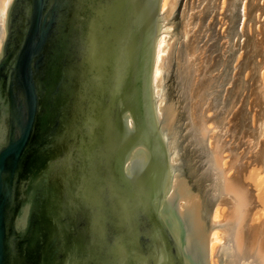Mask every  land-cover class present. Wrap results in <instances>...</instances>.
I'll list each match as a JSON object with an SVG mask.
<instances>
[{
    "label": "water",
    "instance_id": "95a60500",
    "mask_svg": "<svg viewBox=\"0 0 264 264\" xmlns=\"http://www.w3.org/2000/svg\"><path fill=\"white\" fill-rule=\"evenodd\" d=\"M161 5L9 0L0 264H264L216 147L175 101L191 100L187 68L174 62L154 91L162 28L172 35ZM158 101L175 109L168 129Z\"/></svg>",
    "mask_w": 264,
    "mask_h": 264
},
{
    "label": "rangeland",
    "instance_id": "374dc122",
    "mask_svg": "<svg viewBox=\"0 0 264 264\" xmlns=\"http://www.w3.org/2000/svg\"><path fill=\"white\" fill-rule=\"evenodd\" d=\"M6 1L0 0V15ZM168 3L162 19L172 35L162 28L159 39L168 41L156 93L160 79L168 88L174 62L175 70L187 68L191 100L177 96L179 111H189L199 121L207 145L216 147L219 166L228 170L226 176L232 172L227 164L240 172L250 193L244 208L264 240V0ZM158 103L171 108V127L175 109Z\"/></svg>",
    "mask_w": 264,
    "mask_h": 264
},
{
    "label": "bare ground",
    "instance_id": "6f19581e",
    "mask_svg": "<svg viewBox=\"0 0 264 264\" xmlns=\"http://www.w3.org/2000/svg\"><path fill=\"white\" fill-rule=\"evenodd\" d=\"M169 1L170 0H162V5H161L162 13H164L165 9L167 8ZM8 2H9V0H7L2 5L3 6L2 7L3 12L1 15L2 19L4 17V13H5ZM164 14H162V16ZM166 47H167V40H165L164 37H162L157 42V52H156V57H155L156 58L155 59V68H154V75H153V85H155V93L157 92L156 90L158 89L157 88V81L159 80L158 77H159L160 61L162 59V53ZM160 107H161V109H160ZM162 107L163 106L160 105L158 110H157V117H158L157 119H158V122H159L161 128L168 129L171 125V122H172L173 113H172V110L170 107L169 108H167V107L162 108ZM218 161H219V157H218ZM233 165H231V164L226 165V167H229V169H232L230 177H227V183L231 187V189L235 192V194L238 196V198L240 199L243 206H245V204H248V202H250V193H249V190L246 189L247 187L245 185V181L241 178L240 172L239 171L236 172L233 170ZM244 174H245V172H244ZM263 243H264V240H263Z\"/></svg>",
    "mask_w": 264,
    "mask_h": 264
}]
</instances>
